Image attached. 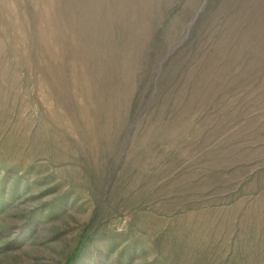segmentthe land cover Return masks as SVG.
<instances>
[{
  "label": "rangeland",
  "instance_id": "1",
  "mask_svg": "<svg viewBox=\"0 0 264 264\" xmlns=\"http://www.w3.org/2000/svg\"><path fill=\"white\" fill-rule=\"evenodd\" d=\"M0 264H264V0H0Z\"/></svg>",
  "mask_w": 264,
  "mask_h": 264
},
{
  "label": "trees",
  "instance_id": "2",
  "mask_svg": "<svg viewBox=\"0 0 264 264\" xmlns=\"http://www.w3.org/2000/svg\"><path fill=\"white\" fill-rule=\"evenodd\" d=\"M82 243H83L82 241H81V242L79 241L77 247H76L75 250L73 251L72 256L70 257L71 259H73L74 255L79 251V249H80Z\"/></svg>",
  "mask_w": 264,
  "mask_h": 264
}]
</instances>
